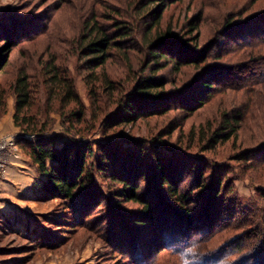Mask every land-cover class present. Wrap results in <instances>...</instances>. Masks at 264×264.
Wrapping results in <instances>:
<instances>
[{"label":"rangeland","instance_id":"1","mask_svg":"<svg viewBox=\"0 0 264 264\" xmlns=\"http://www.w3.org/2000/svg\"><path fill=\"white\" fill-rule=\"evenodd\" d=\"M140 6L141 0H0V31L4 26L16 27L17 31H22L20 26L29 27L31 35L43 31L36 40H17L4 56L1 54L7 43L0 41V62L3 57L7 61L0 75L1 85L9 87L15 74L27 65L30 71L40 73L41 61L53 50L74 82L85 116L83 133L72 135L74 131L68 128L71 124L60 110L46 115L49 100L41 92L37 100L45 113L42 118L50 123L48 135L55 138L57 147L76 135L81 144H89L95 150L90 158L93 168L88 169L86 164V169L92 171V178L84 184L87 190L70 200L45 192L48 176L28 154L30 146L11 149L16 169L8 171L0 185V264H179L177 252L155 251L153 242L160 243L161 239H157L155 227L138 220L142 203L118 200L122 198L117 196L122 186L115 182L114 175L108 172L102 177L98 170H92L98 167L101 147H108L109 137L137 161L142 192L147 201L157 203L161 210L167 204L170 210L175 209L171 186L180 185L190 200L205 211L217 195L221 180L225 183L220 196L223 200L216 203L221 204L222 210L227 209L234 195L246 209L258 207L257 200L264 201V83L251 82L258 78L260 68L253 58L264 54V0H169L163 26H173L177 45L184 46L189 52L187 59H196L197 63L183 67L181 72L171 64L157 75L167 78V88L173 92L200 98L207 92L202 87L205 79L212 78L216 69L225 71L222 77L215 78L217 82L210 90L213 97L194 112L174 107L164 115L106 128L101 122L106 112L115 108L114 104L108 93H101L104 103L93 102L87 82L89 72L75 50L76 39L86 21L96 16L110 31L120 33L118 23L136 18ZM196 16L201 18L198 42L193 41L198 32L190 34L188 24ZM127 46L131 44L124 48ZM130 48L134 60L131 71L120 56L108 65L112 77L127 79L125 89L133 87L134 76L151 72L148 69L142 74L140 69L138 59L146 52ZM15 105V95L8 88L6 105L0 107V137L14 134L17 140L25 136L14 122ZM230 107L245 116L239 137L212 145L207 138L214 128H219L222 113ZM240 150L250 151L248 159L239 158ZM157 156L172 167L170 183H164L161 177ZM251 156L258 160L253 162ZM226 215L224 210L223 216ZM226 220L215 235L199 242L217 249L250 234L251 219L244 223ZM194 236L199 239L202 234ZM184 242L177 241L175 247Z\"/></svg>","mask_w":264,"mask_h":264},{"label":"trees","instance_id":"2","mask_svg":"<svg viewBox=\"0 0 264 264\" xmlns=\"http://www.w3.org/2000/svg\"><path fill=\"white\" fill-rule=\"evenodd\" d=\"M168 2L169 0H141L142 6L137 11L136 18L120 21L118 23V32L120 33L117 34L110 31L108 25H102L96 16L86 21L84 29L76 39L75 50L79 53L89 72L90 81L87 82L91 87L93 102L95 104L104 103L101 93H108L114 104L115 108L106 112L105 119L101 122L106 128L127 126L143 118L164 115L170 113L174 107H185L194 112L205 104L207 98L213 97V92L210 90L217 82L215 78L222 77L225 71L216 69L213 74L217 75L212 74V78L205 79L202 87L207 92L205 95H199L203 98L192 96L191 93H175L167 88L169 84L167 78L157 75L171 64H174L177 72H181L183 67L197 63L196 59H187L186 55L189 52L183 45H181L183 47L177 45L178 37L173 31V26H163ZM200 20L201 18L197 19L196 16L190 18L188 23L190 34L198 32V35L193 38L195 42H198L200 37ZM226 25H230V23ZM14 28L16 27L4 26L0 31V41L3 40L7 43L6 50L1 56L7 55L17 40L20 42L36 40L43 34V31H38L31 35L29 27L20 26L19 30L22 31H17ZM127 43H130L131 46H127L128 49H125L124 45ZM130 47H136L142 52H146L143 57H139L138 61H140L142 74L148 69L151 72L149 75H141L137 78L134 76L136 81H134L133 87L125 89L127 79L121 81L112 77L108 71V65L111 60L120 56L127 63L128 71H131L134 68V60ZM196 47L199 48V44H196ZM206 56L205 53L204 58ZM253 59L257 61L260 68L258 78L251 82L264 83V54L261 53ZM6 62L3 57L0 62V75ZM40 65L42 66L40 73L32 72V69L30 71L28 65L23 67L15 74L9 87H4L0 83V107L6 105V96L8 88H10L16 98L14 122L25 133V136L16 140V144L22 148L30 146L28 154L41 171L48 176V180L43 186L47 194L76 200L81 194L80 191L86 189L84 184L92 178V171L89 172L86 169V164H89L88 169H91L93 161L90 158L94 155L95 150L89 144L86 146L81 144L80 140L75 137L76 135L69 137L68 141L57 147L55 138L48 135L50 123L49 120L42 118L45 113L38 105L37 98L41 92H45L49 100L46 115L49 116L52 111L60 110L71 124V127L68 128L74 131L72 135L83 133L81 125L85 116L84 106L68 70L60 63L53 50L46 53L45 60L41 61ZM41 86H43V90L40 88ZM243 114L235 107L224 111L219 128H214L210 132L207 141L209 140L213 145L227 143L233 139L237 140L245 120ZM48 119L50 118L48 117ZM109 138L106 141L108 147H101V160L98 162V167H94L92 170H98L102 177L108 172L114 175L115 182H119L122 186V189H118L119 194H117L122 198L118 200L142 203L143 208L138 220L155 227L157 239H161L160 243L157 240L153 242L156 244L153 246L155 251L162 252L164 249H169L173 253L177 252L179 264H264V201L257 200L258 207L246 209L238 202V196L234 195L230 199L231 202L226 207L227 209L222 210L221 204L216 203L223 200V196H220L223 195L225 183L221 180L217 195L212 197L205 211L199 209V206L190 200L191 196L182 191L180 185L171 186L172 193L170 195L176 200L173 205L175 209L170 210L166 203L167 207L161 210L162 207L157 203L154 204L146 200L147 196L146 193H143L142 182L139 181L141 172L137 167V161L135 162L133 156L128 155V150L126 152L125 149L120 148V145L116 146L115 142ZM169 148L173 149V147ZM248 153L250 154V151L240 150L238 156L241 159H248ZM250 158H253V162L258 160L255 159V156ZM163 159V157L159 156L158 158L157 156L161 177L167 184L171 182L169 175L172 173V167H169L166 162L164 163ZM49 162L52 163L51 166L48 165ZM203 179L204 177L201 182ZM203 186L206 184H202ZM88 192L94 195L93 191ZM213 204H217L216 208L212 207ZM224 210H226V216H223ZM245 213L246 216L243 217ZM238 216L239 218H237ZM225 218L236 219L235 223H244L251 219L253 225L250 234L236 239L231 245L220 246L217 249L199 242L215 235L219 231V227L222 226L221 224L227 221ZM195 234H202V236L198 239L194 236ZM179 240H185V242L181 246L175 247Z\"/></svg>","mask_w":264,"mask_h":264},{"label":"built area","instance_id":"3","mask_svg":"<svg viewBox=\"0 0 264 264\" xmlns=\"http://www.w3.org/2000/svg\"><path fill=\"white\" fill-rule=\"evenodd\" d=\"M11 149H17L16 136L14 134L0 137V184L7 176L9 164L13 155Z\"/></svg>","mask_w":264,"mask_h":264},{"label":"crops","instance_id":"4","mask_svg":"<svg viewBox=\"0 0 264 264\" xmlns=\"http://www.w3.org/2000/svg\"><path fill=\"white\" fill-rule=\"evenodd\" d=\"M13 157L11 158V161H10V164H9V169H8V171H9V173L13 170V169H16V167L14 168L13 166H14V163H13ZM15 165H17V164H15ZM12 166V167H11ZM1 183H3V181L1 182ZM1 185V184H0Z\"/></svg>","mask_w":264,"mask_h":264}]
</instances>
